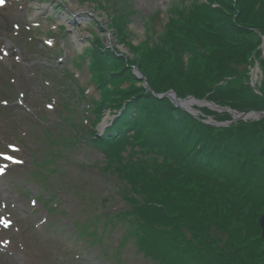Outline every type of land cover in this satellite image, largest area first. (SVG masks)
Returning <instances> with one entry per match:
<instances>
[{"label":"trees","instance_id":"obj_1","mask_svg":"<svg viewBox=\"0 0 264 264\" xmlns=\"http://www.w3.org/2000/svg\"><path fill=\"white\" fill-rule=\"evenodd\" d=\"M106 4L99 3L120 13L117 2ZM177 4H167L169 19L150 31L144 48L127 42L119 18H112L131 58L92 40L84 55L98 95L86 99L79 88L85 116L63 118L70 126L63 139L87 141L103 153L99 168L114 178L122 206L96 209L92 219L123 228L119 245L131 239L156 264H264L258 223L264 212V117L216 126L204 119L231 115L197 106V118L152 93L173 89L181 98L191 94L237 112L264 110V0ZM255 59L263 71L260 93L248 82ZM108 110L113 118L98 136ZM49 195L51 201L55 193ZM73 223L78 235L93 234L86 224Z\"/></svg>","mask_w":264,"mask_h":264},{"label":"rangeland","instance_id":"obj_2","mask_svg":"<svg viewBox=\"0 0 264 264\" xmlns=\"http://www.w3.org/2000/svg\"><path fill=\"white\" fill-rule=\"evenodd\" d=\"M104 1L108 6L117 2L120 13L101 8L99 3ZM174 1L177 5L191 2ZM174 1L5 0L0 6V56L8 53L0 59V150L14 145L17 151H6L21 161L0 157V166L8 165L0 174V215L12 220L11 227L0 224V264H156L131 239L119 245L123 228L92 219L96 209L120 208V193L114 178L99 168L101 151L87 141H64L70 126L63 118L83 121L80 87L86 99L98 95L84 55L95 37L109 50L133 57L129 46L120 41L121 32L112 18H119L127 42L144 48L150 31L161 30L169 19L167 4ZM99 58L105 66V58ZM257 79L255 87L260 91L261 67ZM112 118L113 112L106 111L97 132ZM65 143L71 146L65 148ZM51 205L56 208L48 212L46 207ZM73 221L86 224L93 234L78 235Z\"/></svg>","mask_w":264,"mask_h":264},{"label":"water","instance_id":"obj_3","mask_svg":"<svg viewBox=\"0 0 264 264\" xmlns=\"http://www.w3.org/2000/svg\"><path fill=\"white\" fill-rule=\"evenodd\" d=\"M260 48H263L264 50V35H262V43L259 46ZM264 53V52H263ZM259 62L256 60L254 62V66L251 69L250 72V79H249V83L251 85V87L254 89V91L256 93H260L259 89L255 87V81H257V77H258V72H259ZM134 72L137 74V77L139 79L142 80V85L147 89L150 90V86L147 83L146 79L143 77V75L141 74V72L138 70L137 67H134ZM156 97L159 98H163V97H167L175 106H178L188 112H190L193 116L195 117H199V114L201 113L199 109H197L196 106H207L210 107L213 110H218V111H227L229 113H231L232 115V119L231 120H227V121H217L211 117H206L204 119L205 122L210 123L212 125H216V126H225V125H229L233 122H235L236 120H246L249 118H253V119H259L261 117H264V110L259 111V110H249V111H245V112H237L236 110H232V109H226L220 105L215 104L212 101H207L205 99H197L192 95H188L184 98L178 97L177 94L175 93V91H173L172 89H169L165 92L162 93H156V92H152ZM109 124V123H106ZM105 125H102L101 131H103V128ZM97 135L99 136L100 133ZM258 223L261 227V237L264 238V212L261 214V216L258 219Z\"/></svg>","mask_w":264,"mask_h":264},{"label":"snow or ice","instance_id":"obj_4","mask_svg":"<svg viewBox=\"0 0 264 264\" xmlns=\"http://www.w3.org/2000/svg\"><path fill=\"white\" fill-rule=\"evenodd\" d=\"M4 3H5V0H0V6H3ZM48 43L51 44V41H48ZM7 55L8 53L4 52L3 56H0V59H3L4 56H7ZM5 103L7 102L5 101ZM49 107H51V105H49ZM7 148H11L13 151H17L14 145H6L5 150H0V157H2L5 161H12L14 163H20L21 161L16 160L14 156L8 155L6 151ZM7 167H8L7 164L0 166V174H3L5 170L7 169ZM34 203L35 201H33V204ZM0 224H3L5 228H8V227H11L12 220L8 216L0 215Z\"/></svg>","mask_w":264,"mask_h":264},{"label":"bare ground","instance_id":"obj_5","mask_svg":"<svg viewBox=\"0 0 264 264\" xmlns=\"http://www.w3.org/2000/svg\"><path fill=\"white\" fill-rule=\"evenodd\" d=\"M82 11H80V10H78V13H81ZM195 107H196V105H195ZM198 107H202V106H198ZM198 107H197V109H198Z\"/></svg>","mask_w":264,"mask_h":264}]
</instances>
